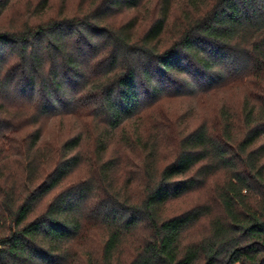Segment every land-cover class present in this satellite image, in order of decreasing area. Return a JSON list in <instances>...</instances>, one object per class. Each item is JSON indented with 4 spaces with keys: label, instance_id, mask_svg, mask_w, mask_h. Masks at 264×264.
Segmentation results:
<instances>
[{
    "label": "trees",
    "instance_id": "trees-1",
    "mask_svg": "<svg viewBox=\"0 0 264 264\" xmlns=\"http://www.w3.org/2000/svg\"><path fill=\"white\" fill-rule=\"evenodd\" d=\"M146 2L94 0L71 17L61 6L56 19L14 28L2 24L0 0V155L6 143L18 150L22 172L16 185L0 166V264H264V144L256 146L264 137V0H156L142 28L136 16L115 22ZM176 3L177 28L163 46ZM237 81L250 86L238 116L221 107L219 130L197 125L160 168L156 143L136 133L142 194L134 199L129 181L115 187L118 163L103 157L143 107ZM56 117L95 126L93 161L81 129L43 153L37 126ZM35 126L23 135L27 146L8 140ZM89 162L94 173L63 187ZM213 182L209 201L163 217L167 203ZM203 221L205 231L189 236ZM139 229L146 235L120 259ZM90 230H104L98 251L89 248Z\"/></svg>",
    "mask_w": 264,
    "mask_h": 264
},
{
    "label": "rangeland",
    "instance_id": "rangeland-1",
    "mask_svg": "<svg viewBox=\"0 0 264 264\" xmlns=\"http://www.w3.org/2000/svg\"><path fill=\"white\" fill-rule=\"evenodd\" d=\"M4 1V0H3ZM7 1V9L2 13V24L4 26H12L18 28L22 23L30 26L45 23L52 19L58 18V11L61 6V15L71 17L79 15L88 9V5L94 0H50L49 6L41 14L31 15V9L40 0H5ZM156 0H147L145 7L135 12L127 13L123 18L118 17L115 22L127 21L136 16L139 27L150 19L154 14V5ZM180 3H176L170 12L169 25L166 34L161 39V44L166 46L174 36V30L177 28V21L180 18ZM173 31V33H172ZM243 82H233L215 92L199 95L197 98H162L152 105H146L137 114V118L126 124L123 130H118L109 141V147L103 157V161L116 158L118 167L115 168L112 177L115 179V187L122 186L127 181L130 185L128 191L134 199H139L142 194L141 165L144 161V153L136 145V133H140L145 141L152 144L156 143L158 147L155 154V164L158 168L171 160L174 156L173 147L175 143L186 133L193 130L199 124H206L209 128L215 127L219 130L218 121L221 107H224L228 113L238 116L242 107L246 91L250 86L243 85ZM23 113V110L21 111ZM81 120H68L62 118H48L40 122L37 127L42 131V151L47 153L51 149H57L66 139L74 136L80 129L86 130V142L82 147L83 153L88 161H93L92 138L94 125L83 126ZM35 127L22 128L11 136L8 140H14V145H28V140L24 139L26 133L35 129ZM211 129V128H210ZM240 125L234 126L237 137L242 135ZM93 130V131H92ZM12 138V140H11ZM130 139V140H129ZM132 140V141H131ZM134 140V141H133ZM8 142V141H7ZM13 142L11 144H13ZM24 142V143H22ZM264 144V137L259 139L257 145ZM9 144L3 146L4 153L0 155V166L4 168L6 173L14 176V183L19 184V178L22 174L20 167L21 157L18 150L8 149ZM19 148V147H17ZM94 173L91 163H87L78 171H76L64 184L63 187L86 179ZM221 176L214 181L219 183ZM141 180V181H140ZM214 182L205 190L188 194L180 199L170 201L164 206L163 217H171L180 214L193 206L209 201L212 195V187ZM60 190L57 189L52 194ZM206 229V222L194 229L189 236H197ZM104 230H90L88 235L89 248L95 251L99 250L100 242L104 240ZM146 232L142 229L136 231L135 235L124 240L120 248V259H123L129 252H132L137 245L138 240L142 239Z\"/></svg>",
    "mask_w": 264,
    "mask_h": 264
}]
</instances>
